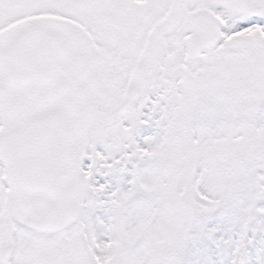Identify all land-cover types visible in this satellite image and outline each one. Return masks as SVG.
Wrapping results in <instances>:
<instances>
[{"label":"snow or ice","instance_id":"obj_1","mask_svg":"<svg viewBox=\"0 0 264 264\" xmlns=\"http://www.w3.org/2000/svg\"><path fill=\"white\" fill-rule=\"evenodd\" d=\"M0 264H264V0H0Z\"/></svg>","mask_w":264,"mask_h":264}]
</instances>
